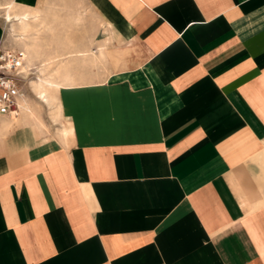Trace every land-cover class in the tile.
I'll return each instance as SVG.
<instances>
[{
	"label": "crops",
	"instance_id": "1",
	"mask_svg": "<svg viewBox=\"0 0 264 264\" xmlns=\"http://www.w3.org/2000/svg\"><path fill=\"white\" fill-rule=\"evenodd\" d=\"M62 5L94 39L61 140L0 117V264H264V0H0V43Z\"/></svg>",
	"mask_w": 264,
	"mask_h": 264
},
{
	"label": "rangeland",
	"instance_id": "2",
	"mask_svg": "<svg viewBox=\"0 0 264 264\" xmlns=\"http://www.w3.org/2000/svg\"><path fill=\"white\" fill-rule=\"evenodd\" d=\"M53 7L54 9H49L47 14L43 15L47 17V20L44 22L48 23V25L51 23V25L47 26V28L43 27V24H41L44 22L41 20L34 21L32 16H29V20L27 22L28 25H21L20 18L22 17V14H16L15 11L10 12L11 22L8 23L7 20H5L6 17L4 16V11L2 10L3 19L7 23L3 38L7 47L19 49L25 53V50L23 49L24 44L31 46L32 44H39L38 46L41 45V48L39 49V56L31 64L32 74L27 79V82L35 81L37 77H46V75L49 73V70L53 66H58L55 63L45 71L44 68L48 66V58H55L52 60L60 64L61 61L66 60L68 55L73 56L74 51L79 50L83 44L92 42L94 39L93 36H87V33H91L93 28L90 23H86L85 18L87 16V11L83 12L82 10V12H80V19L75 21L72 19V15L66 14L65 7L63 5ZM52 16H54V20ZM65 30H68L69 32L68 36L61 35L65 32ZM113 47V45L110 46V50L115 49ZM108 55L109 60H115L114 58L116 57H114V53H109ZM75 56L81 57V55L78 53L75 54ZM70 60H72L70 65L71 73L74 71V75L80 74L82 64L81 60H75L74 57H71ZM42 70H44L43 73L41 72ZM107 74H109V72H107ZM27 82L24 85V93L26 99H28V107L34 112L33 117H37L38 119L35 120L34 118L28 117L29 123L31 122L32 126H36V128L41 130L43 135H48L50 138H57L61 140L60 131L63 127L62 122L66 119L64 117L61 120H58V118L53 119L54 105L50 103H40V101L36 99L31 88H29ZM59 92L57 93V98ZM25 113H28V111H25ZM18 117L19 116L17 115L15 117L8 118L10 122L7 126L11 127L18 125ZM2 121L3 120H0V126L4 124Z\"/></svg>",
	"mask_w": 264,
	"mask_h": 264
},
{
	"label": "built area",
	"instance_id": "3",
	"mask_svg": "<svg viewBox=\"0 0 264 264\" xmlns=\"http://www.w3.org/2000/svg\"><path fill=\"white\" fill-rule=\"evenodd\" d=\"M22 50L0 43V117H15L25 98L24 85L31 76Z\"/></svg>",
	"mask_w": 264,
	"mask_h": 264
},
{
	"label": "bare ground",
	"instance_id": "4",
	"mask_svg": "<svg viewBox=\"0 0 264 264\" xmlns=\"http://www.w3.org/2000/svg\"><path fill=\"white\" fill-rule=\"evenodd\" d=\"M11 4V3H10ZM12 7V6H11ZM5 10V9H4ZM9 10H10V7H7L5 12L6 15V19L8 23L11 22V16L9 14ZM28 15H23V17L20 19V24L23 25L28 22ZM24 25V26H25ZM25 49V48H24ZM27 50V49H26ZM32 52V51H30ZM28 53V52H27ZM26 54V53H25ZM34 54V53H33ZM81 56L83 55L84 57L86 56V52H84L83 54L82 53H79ZM30 55V53L28 54V56ZM33 56V55H32ZM31 57V56H30ZM34 57V56H33ZM52 59H55V58H48V66L44 68V70H48L52 65H54L55 63L58 65L56 67H52L50 70H49V73L48 75H46V77H41V78H38L35 80V81H30V82H27V84H29V88H31V90L33 91L36 99H38L40 101V103H45L47 104L48 103V94H50L49 92L50 91H55L57 90L60 86L63 85V83L65 81H67L69 78L66 76L67 75V72L65 73V71H62L64 70L65 67H61V65L63 64L64 61H61L60 64H58V62H55L54 60ZM31 60V59H29ZM57 60V59H56ZM31 62V61H29ZM46 64V62H45ZM26 65L27 67H32L31 65L28 64V62L26 61ZM44 66V65H43ZM40 69V68H39ZM44 70H42L41 72L43 73ZM40 72V73H41ZM65 73V74H61V73ZM39 73V71H38ZM56 93V92H54ZM53 93V94H54ZM52 94V93H51ZM55 97V96H54ZM51 98L53 99V97L51 96ZM55 100V99H54ZM50 103V102H49ZM51 104V103H50ZM49 105V104H48ZM20 110H23L24 112L28 111L27 114H30L31 116H34V112L30 110V108L28 107V102L26 100V96L25 98L21 101L20 103Z\"/></svg>",
	"mask_w": 264,
	"mask_h": 264
}]
</instances>
